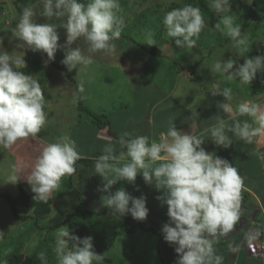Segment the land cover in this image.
<instances>
[{
    "label": "clouds",
    "instance_id": "clouds-1",
    "mask_svg": "<svg viewBox=\"0 0 264 264\" xmlns=\"http://www.w3.org/2000/svg\"><path fill=\"white\" fill-rule=\"evenodd\" d=\"M41 15L58 23H37L36 11L25 7L15 26L11 29L9 44L16 41L11 52L4 48V38L0 37V147L9 148L22 138L33 136L46 122V101L43 90L34 76L25 74L24 51L41 52L47 55L44 62L55 59L57 51H63L61 63L69 71L92 63V54L103 51L116 52L118 40L125 27V19L119 13V0H40ZM209 7L217 13L231 12L230 0H209ZM166 35L174 40L178 48H193L196 39L205 28V20L199 6L184 4L167 11L163 17ZM58 28L66 33L64 44H60ZM215 30L230 38L233 46L247 50L248 36L242 34L241 25L235 23L233 15L221 16L214 25ZM83 38L87 43V54L77 44ZM77 44L76 47H73ZM145 44L155 46L156 41L149 33ZM211 72L222 74L228 80L249 84L264 72V55L245 58L237 65L234 59L216 60ZM83 91V85H80ZM213 96L231 99L230 88L219 85L211 92ZM218 108L228 112L225 103ZM236 114L247 115L253 123L234 119L229 124L224 118L215 116L216 123L205 129L211 141L218 147L228 149L233 145V137L247 144L264 132V110L251 101L236 106ZM195 115L196 112H195ZM253 124L258 125L254 127ZM231 133V135H229ZM165 138L160 142L146 135L123 132L117 139L118 155L112 145L104 147L96 158L94 172L103 178L98 191L108 193L102 197V206L110 210L117 220L130 215L136 221H145L149 215L144 195L133 197L123 188L111 193L120 181L134 183L142 175L147 185L163 191L156 199L167 206L169 222L163 224L161 234L165 242L175 246L176 264H223V257L216 254L214 237L227 232L238 217L241 177L236 167L227 159L214 152L209 153L202 145V134H192L177 129L170 121ZM81 159L77 145L69 136L63 135L55 142H48L36 158L30 173L21 178L17 174L9 176V183L24 180L34 194V200L47 201L49 195L59 189L62 179L76 172V162ZM52 252L56 264H103L105 255L93 251V238L72 235L68 227L56 229ZM4 233L0 232V240ZM71 245V250H69ZM37 259L46 262L47 254L41 251ZM0 264H7L0 260Z\"/></svg>",
    "mask_w": 264,
    "mask_h": 264
},
{
    "label": "rangeland",
    "instance_id": "rangeland-1",
    "mask_svg": "<svg viewBox=\"0 0 264 264\" xmlns=\"http://www.w3.org/2000/svg\"><path fill=\"white\" fill-rule=\"evenodd\" d=\"M14 1L20 3V5L24 3L20 0H0V37L4 38V48L9 52L15 49V44L17 42L13 41L12 44H9L8 38L11 36V29L15 26L20 16L19 12H13L16 10L13 7V5H15ZM119 3L121 6L119 14L125 19L124 28L126 32L124 35L126 34V36L124 39L127 41L132 39L133 41L131 42L147 45L145 42L149 33L152 34L153 38H158L159 34L164 33L163 39L167 38L172 40V38L166 35V29L162 22L165 13L173 8L182 7L184 4H193V6H199L201 8V13L205 20V28L198 38H194L196 41H199L198 47L202 51L195 52L194 55H201V59L204 58V60L206 56H208L210 60L231 58L237 61V65L243 64L246 57L252 58L257 55H264V13L253 12L252 0H242L236 11L218 13L214 21L212 20V14L216 13V11L209 7V0H119ZM21 7L23 8L24 5H21ZM223 15H233L235 17V23L241 25L242 34H246L249 38L247 50L234 47L230 38L215 30L214 26H212V24L215 25L218 23ZM254 16L257 20H253ZM44 18L48 21L58 23V21L54 19L50 20L46 17ZM245 23H248L249 26L243 29ZM61 30L62 28H58L59 36ZM63 31L65 30L63 29ZM62 37L63 36H60L59 43L64 44L66 37ZM226 39L230 40L228 44ZM224 41H226V43H223ZM17 51L26 52L25 61L27 66L25 69L21 70L27 75L34 76L43 90L46 101V122L35 137L29 136L22 138L9 148L0 147V193L7 192L12 197L18 195V186L21 182L24 183L25 181L21 180L16 184H12L9 183V176L17 174L22 179L25 178L30 173L36 158L48 143L44 140L51 136L50 139L52 140H57L63 135L69 136L74 123L78 122L82 126L93 123L96 127L100 128L98 119L103 122V126L98 132L90 133L94 141L91 143V147H89V149L87 148L85 152L89 150L90 155L93 156L91 159L102 154L104 147L107 146L105 144L106 142H112L113 145L118 146L116 141L120 135H118L119 133L116 129L118 127L119 106L122 105L123 102L129 104L128 100L125 99L126 93L121 94V92H118V86L116 88L112 86L106 91L104 85L99 84L103 82L105 78H108L105 73L106 69L103 67L105 63L104 60L103 64L101 62L99 63V71L96 70V63L93 65L92 69L90 66H86L85 68L80 66L78 69L72 70L73 74L76 75V77L72 76L75 84L78 86L83 85V91L81 92L79 90V92L74 83L66 77L64 70L56 69L51 61L45 66L44 62L47 60L46 54L41 52L33 53L27 49H17ZM180 53L182 52L180 51ZM217 55H219L220 58H218ZM63 58V51H57L55 59L59 65L61 64L64 66L61 63ZM201 59L196 62H199ZM163 65L164 63L160 64V70L163 68ZM176 70L177 67L172 66V68H170V65H165L161 72L162 75L160 76L159 74L158 77L155 78V80L158 81L157 86L155 85L156 89L158 88L159 92L164 93V98L160 97L157 101H153L154 97L152 94L154 90H152L147 93L145 97L146 102L143 106L147 107L149 104L150 108H155L158 111L168 108L170 104L179 103L178 100L181 99L191 100L195 97L196 101L193 104H198L200 100H202L199 97L203 89L202 82H199V79L191 82L182 81V79H180L181 77H175ZM68 72L72 73L69 70ZM189 73L193 75L191 72ZM211 73L213 72H208V74ZM262 73L264 74V72ZM213 74L218 75L217 73ZM222 77L225 76L220 74L217 78L222 80ZM256 86L257 88L259 87L258 84ZM244 87L239 89L240 93H245L247 91L248 94V90H255L252 84H246ZM246 87H248L247 90ZM128 95L132 100V94ZM125 107L132 108L131 104ZM93 114L96 115L97 118L94 119ZM167 114L170 119H173L175 115L174 107H172ZM207 117L210 119L212 118L210 115ZM105 123H108L110 126H104ZM132 129H135V127ZM109 130L112 131L113 135L108 136ZM129 133L135 135V130ZM36 137H40L42 141H38ZM101 140H104V143ZM67 180L68 178L65 176L62 179L59 189L55 190L52 195H56L55 193H57V196L60 197L61 193H65L66 185L63 181L67 182ZM53 205L54 201L52 199V206ZM73 205L71 200L70 203H66L63 208H67L68 211L65 210L64 212L60 211L61 208L55 206L58 208L56 210L57 212H55L56 215L53 216L51 221L47 219L49 222L46 220L45 222H58V224L59 222H63L65 215L68 214L71 209H74ZM155 207L159 210V214L163 216V221H160V224L168 223L167 206L165 214L163 213L164 207L162 205L157 206L154 204V208ZM20 209L22 211L24 210L22 208ZM25 211L35 215L34 209H26ZM159 214H155V216ZM97 219H102L104 221L109 220L112 222L115 218L112 217L110 213L108 217L93 218L80 216L72 220L78 223H89L91 221L95 222ZM115 221L118 222L117 219H115ZM20 222L21 221L15 219L8 201L4 197H0V232L4 233V238L0 240V258L7 257L16 251L20 253L19 243L22 242L23 239L21 240L19 236L21 234L25 235L24 232L19 231ZM157 224L153 223L152 225L160 228L161 225L159 223ZM123 225L126 224L124 223ZM40 230H42L41 234L43 235L44 241L48 235L47 233H50V229L47 226ZM54 231H51L50 234L55 241ZM154 231L156 232L151 233L138 229L136 235L133 233V235H130L129 232L127 233L125 231L120 232L121 234L118 235L119 237H117L115 245L107 255H113L116 264H176L178 257L175 253L174 246L164 241L158 229ZM25 232L27 233V231ZM29 232L31 231L28 230V233ZM43 247V245H40L38 249ZM49 253L50 256L47 261L48 264H52L55 257L52 250H50ZM28 255L29 254H26L25 256ZM54 264H56V261Z\"/></svg>",
    "mask_w": 264,
    "mask_h": 264
},
{
    "label": "crops",
    "instance_id": "crops-1",
    "mask_svg": "<svg viewBox=\"0 0 264 264\" xmlns=\"http://www.w3.org/2000/svg\"><path fill=\"white\" fill-rule=\"evenodd\" d=\"M29 1V7H32L36 11V15L33 18L34 21L37 23L47 22L48 20L40 14L42 11L40 0ZM14 3L15 5H13V7L16 10L13 12H19L21 14L19 7L24 5L23 8L21 7L22 11L27 7L24 3L21 5L17 3V1H14ZM48 23L53 22L48 21ZM60 36H63L62 38L66 37V33L63 29L61 30ZM154 39L156 45L149 46L131 42L133 41L132 39L127 41L120 37L118 40L114 41L117 45L114 54H108L103 51L96 52L92 54V63L87 65V67L90 66L92 69L93 65L96 63V70L99 71V63L101 62L103 64L104 60L105 63L103 67L106 69L105 73L108 78H105L106 80L103 78V82L99 84L104 85L106 91L112 86L115 88L118 86V92H121V94L126 93L125 99H127L132 106L131 109L130 107H125L129 105L125 102L119 106V119L116 131H118V135H121L123 132H132L135 130V135H146L149 137L150 142L152 140L160 142L165 138L162 136V133H166L170 121L174 120L177 129L184 132L191 131L192 134H202L205 139V143L202 147H204L207 152H214L219 157L227 159L232 163L233 166L237 168L242 180L238 217L227 232L218 234L213 238L216 254L223 257V264H264L263 260L251 257L249 251L250 241L248 240V237L252 236L258 229H264V132L255 137L251 144L244 143L233 137V145L228 149H224L223 147L216 146L210 140V133L205 131V129L210 128L216 123L215 116L217 115L224 118L229 124H231L234 119H238L241 122L248 121L249 123H253L251 117L247 115H237L235 109L239 103L251 101L264 110V74L262 72L257 73L258 75L249 83L253 85L255 90H248V94L247 91L245 93H240L239 89L246 86V84H241L237 80H228L226 77H222V80H219L217 77L220 74H208V72H211L213 62L217 59L210 60L209 57L206 56L204 60V58L201 59V55H194L195 52L202 51L198 47L199 41L196 42L193 48H178L175 46L174 40L172 41L167 38L161 40L157 38ZM229 41L230 40H227V44ZM223 43H226V41ZM77 44L85 51V54H87L88 45L83 38H81ZM77 44H74L73 47H76ZM180 51L182 53H180ZM217 56L220 58L219 55ZM199 59H201L199 61L200 63L196 62ZM163 63V68L160 70L159 66ZM166 64L170 65V68H172V66L177 67L175 77H181L180 79H182V81L191 82L199 79V82L201 81L203 85L201 96L199 97L203 101L200 100L198 104H193L196 101L195 97L191 100L181 99L178 100L179 103L170 104L168 108L158 111L155 108H150L149 104L147 107L143 106L146 102L145 97L147 93L152 90H154L152 94L154 97L153 101H157L160 97L164 98V93L159 92L158 88L156 89L158 81H156L155 78L158 77L159 74L160 76L162 75L161 72ZM52 65L56 69H67V67L61 64L59 65L56 59L53 60ZM81 67L85 68L86 66ZM189 72L193 75H190ZM71 75L76 77L73 72ZM257 84L259 86L258 88L256 86ZM217 85H219L221 89L230 88L232 90L231 99L225 100L222 96H213L211 92L215 90ZM247 89L248 87H246V90ZM128 94H132V100L129 98ZM221 103H225L230 111L225 112L218 108V105ZM172 107H174L175 115L173 119H170L167 113ZM195 112L197 115H195ZM208 115L212 116V118H208ZM253 126L258 127L256 124H253ZM133 127H135V129H132ZM99 130L100 128L96 127L93 123L83 126L78 122L74 123L69 137L76 142L77 150L81 156L80 160L91 159V157H93L90 155L89 150H87L88 153L85 152V150L87 148L89 149L91 143L94 141L90 133L98 132ZM229 135H231V133ZM108 136L111 135L109 134ZM36 138L38 141L41 140L40 137ZM50 138L44 141H56ZM102 142L104 143V140ZM105 144L112 145L117 155L123 151L119 144L118 146L113 145L112 142H106ZM94 166L95 164L88 166L83 163H78L77 171L71 176H66L68 178L67 182L63 181L66 185V192L61 193L60 197L57 196V193H55L56 195H52L55 191L49 195L54 201V210L58 209L55 207L57 206L61 208L60 211L64 212L67 208L63 207L66 203H70V200L74 204L73 208L75 209L83 199L87 203L85 209L97 213L108 212L110 214V210L102 206V197L108 195V193L98 191V188H102L104 181L101 176L95 174ZM120 188H123L133 197L144 195L147 198L146 206L149 209V215L145 221H136L130 215L123 217L131 219L130 223L135 224L136 227L133 234L136 235L138 229L147 232L158 229V232L161 233L164 223L160 224V221H163V216L159 214L157 207L154 208V204L157 206L162 205V201L157 200L156 197L163 196V191H158L154 183L152 185H147L142 175H138L134 183H128L126 181L118 182L112 187L110 192L114 193ZM162 206L164 207L163 213L165 214L166 205ZM155 214L159 215L155 216ZM45 220L47 221V219H40L39 226L47 227L55 224L47 223L49 220L47 222H45ZM153 223H159L161 229L152 225ZM39 226L35 224L34 220L20 222L19 231L25 233V235L21 234L19 236L21 240L23 239L22 242L19 243V250L23 255L33 254L42 244L43 235L41 234L42 230H40ZM28 230L31 232L28 233ZM25 231H27V233ZM120 234L119 232L118 235ZM129 234L131 235L132 233Z\"/></svg>",
    "mask_w": 264,
    "mask_h": 264
},
{
    "label": "trees",
    "instance_id": "trees-1",
    "mask_svg": "<svg viewBox=\"0 0 264 264\" xmlns=\"http://www.w3.org/2000/svg\"><path fill=\"white\" fill-rule=\"evenodd\" d=\"M20 1H23L24 4L27 7H29L30 1H26V0H20ZM241 1L242 0H230L231 11H236ZM80 2L86 3L87 0H80ZM252 5H253V12L264 13V0H252ZM19 9H20V12L22 13L21 7H19ZM217 14H218L217 12L212 14L213 21L216 20ZM255 16L253 17V20H257ZM212 26L214 25L212 24ZM248 26L249 24L245 23L243 26V29H246ZM125 32H126V29L124 28L120 37L124 38L126 36V34L124 35ZM163 35L164 33L159 34V37L157 39L159 40L163 39ZM61 69L65 71L67 78L74 83L75 87L79 91L80 86L75 84V81L71 73L68 72L66 68H61ZM95 118H97L96 115H94V119ZM98 121L100 123V128H102L103 122L100 121V119H98ZM108 125H109L108 123L104 124V126H108ZM108 132L110 135H113L112 131L109 130ZM97 157L98 156H96L94 159L78 160L75 165L76 171H77L78 163H83L85 165L91 166L95 163ZM18 190H19V193L16 197H12L7 192L0 193V197H4L8 201L15 219L21 222H24L27 220H34L37 226H39V219H49L50 221L52 220L53 215L56 214L55 213L56 210H54L52 206L51 198H48L46 202L40 201V200H34L33 198L34 194L31 192V189L26 182L24 183L21 182L18 186ZM86 205H87L86 201L82 199L80 204L74 210L70 211L68 214L65 215L63 222L61 223L59 222V224L55 223L53 225L48 226L50 229V233L51 231H54L58 229L59 227L66 225L69 229L70 234L72 235H76L80 238L91 236L93 238V251L96 254L105 255L103 264H116L114 256L107 255V254L115 245L119 232L125 231L127 233L128 232L133 233L135 232V227H136L135 224L130 223L131 219L123 218V217L119 218L118 222L115 221L116 218L112 222L109 220L104 221L102 219H99V220L97 219L95 222L91 221L89 223H78V222L73 221L72 220L73 218L80 217V216L100 218V217H108L110 215L108 212L97 213V212L87 210L85 209ZM20 208L24 210L22 211ZM26 209L27 210L34 209L35 215H33L31 212L25 211ZM124 223L126 225H123ZM39 228L42 229L46 227L39 226ZM150 232L155 233L156 231L150 230ZM50 233H47L48 235L46 237V240H44L43 243L41 244L44 247L41 249H38L32 255L25 256L22 253H19L18 251H16L15 253L8 255L7 257H1L0 260H6L7 264H43V263L46 264V262L48 264L47 260L49 259V256H50L49 251L52 250V247L54 246V243H55L53 236H51ZM69 247L71 250V245H69ZM41 251H44L47 254L46 262H42L37 259V254ZM251 257L255 258L253 255H251ZM55 261L56 260H54L52 264H54Z\"/></svg>",
    "mask_w": 264,
    "mask_h": 264
},
{
    "label": "built area",
    "instance_id": "built-area-1",
    "mask_svg": "<svg viewBox=\"0 0 264 264\" xmlns=\"http://www.w3.org/2000/svg\"><path fill=\"white\" fill-rule=\"evenodd\" d=\"M248 240L250 254L264 261V229H258Z\"/></svg>",
    "mask_w": 264,
    "mask_h": 264
}]
</instances>
